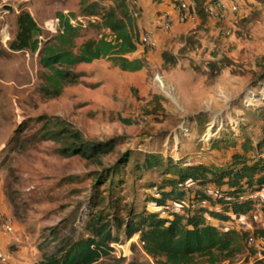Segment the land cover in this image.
Segmentation results:
<instances>
[{
  "label": "rangeland",
  "instance_id": "obj_1",
  "mask_svg": "<svg viewBox=\"0 0 264 264\" xmlns=\"http://www.w3.org/2000/svg\"><path fill=\"white\" fill-rule=\"evenodd\" d=\"M93 1L109 5L107 0H86L85 5ZM214 1L223 4L217 19L204 12ZM231 1L238 4L236 13L229 9ZM157 4L171 7L162 0ZM129 5L141 30L149 28L156 9L143 0H129ZM21 9L42 28L44 40L56 33L57 12H73L84 25L78 44L102 32L88 25L93 17L81 13V0H2L0 5V213L12 215L21 232L37 243L41 259L76 238L90 213L113 208L108 202L120 208L132 201L141 204L148 193L145 184L162 179L156 170L134 169L144 152L181 161L191 154L190 160L215 164L229 153L219 139L239 145L244 136L261 135L264 0H202L189 20L174 17L169 29H156L153 49L138 46L126 55L144 62L140 70H122L106 58L79 63L71 67L79 73L78 82L66 83L58 96L44 90L47 70L37 53L8 46ZM163 53L174 63L164 61ZM54 117L89 140H114L112 151L99 162L66 155L61 143L45 133L46 121ZM114 166V179L121 180L111 185V177L103 181L101 175ZM119 211L124 215V209ZM242 217L249 231L264 230V212ZM111 246V257L96 264H126L131 258L154 264L138 235L125 239L120 232ZM260 259L244 250L214 264H264ZM191 264L210 263L196 256Z\"/></svg>",
  "mask_w": 264,
  "mask_h": 264
},
{
  "label": "trees",
  "instance_id": "obj_2",
  "mask_svg": "<svg viewBox=\"0 0 264 264\" xmlns=\"http://www.w3.org/2000/svg\"><path fill=\"white\" fill-rule=\"evenodd\" d=\"M85 1L81 0V13L93 17L88 25L102 33L79 44L76 39L84 25L73 12L56 13V33L47 40L27 10L21 9L16 15L15 36L8 46L14 51L37 53L40 66L47 70L44 90L50 95L58 96L66 83L78 82L79 73L71 67L79 63L106 58L125 71L144 67L141 59L126 56L138 48V31L129 0H107L109 5L98 1L85 5ZM195 1L197 6L202 0ZM162 57L174 63L167 53ZM45 129L48 138L61 143L63 153L94 162L112 151L115 143L89 140L58 117L48 119ZM217 143L225 145L224 152L229 153L215 164L190 160L191 154L181 161L160 152H144L134 169L144 174L156 170L162 179L145 184L148 193H144L141 204L132 201L120 208L119 204L108 202L113 208L90 213L78 236L43 257L39 264H96L111 257V244L119 241L120 232L125 239L138 235L143 252L154 264H191L196 256L207 257L214 264L222 257L247 251L248 231L235 226L218 227L215 221H235L253 210L251 195L264 187V128L258 138L244 136L239 145L220 139ZM116 168L107 169L101 179L111 177V185L118 184L121 179H114ZM147 203L153 207L149 209ZM122 209L124 215L120 214ZM254 235L264 237V230L255 231ZM131 247L135 248V244ZM126 264L142 263L131 258Z\"/></svg>",
  "mask_w": 264,
  "mask_h": 264
},
{
  "label": "built area",
  "instance_id": "obj_3",
  "mask_svg": "<svg viewBox=\"0 0 264 264\" xmlns=\"http://www.w3.org/2000/svg\"><path fill=\"white\" fill-rule=\"evenodd\" d=\"M165 5H170L171 8H164L156 10L151 26L143 30L138 31V46L146 49H153L156 45L155 30H167L171 27L174 21V17H177L179 21H187L196 10L195 0H162ZM223 4L221 1H214L207 4L204 7L205 14L211 19H217L221 16V9ZM229 9L232 13H236L238 10V4L236 1L229 3ZM56 28L58 19L56 18ZM78 20V19H77ZM75 23L74 20H71ZM55 28V30H56ZM253 201V210L255 213L258 211L264 212V187L260 190L254 191L251 195ZM15 220L12 215L7 213H0V235L6 237L10 236L14 231ZM235 227L241 230L249 232L246 239L247 255L252 259H257L260 256V261L264 263V255L262 257L260 250H263L264 254V237L262 235L255 236L253 232L249 231V225L246 219L242 216L235 220ZM222 228L233 227L230 222L220 223ZM10 260V255L0 250V263H7Z\"/></svg>",
  "mask_w": 264,
  "mask_h": 264
},
{
  "label": "crops",
  "instance_id": "obj_4",
  "mask_svg": "<svg viewBox=\"0 0 264 264\" xmlns=\"http://www.w3.org/2000/svg\"><path fill=\"white\" fill-rule=\"evenodd\" d=\"M143 2L144 4L147 3L148 5H152L154 10H159L162 8L157 4V0H143ZM135 25L137 30L141 29L139 25H137L136 20ZM145 28L146 27H144V29ZM3 237L4 236L0 235V250L8 253L6 252V249L9 247L11 249L10 253L12 256V259H10L6 264H39V262L42 260L39 257L40 252L38 250L37 243H35L33 240H30L28 235L21 232L16 221L14 223L13 233L10 236Z\"/></svg>",
  "mask_w": 264,
  "mask_h": 264
}]
</instances>
